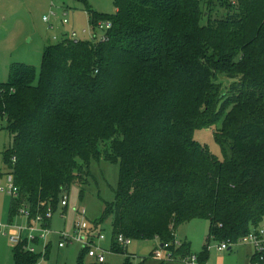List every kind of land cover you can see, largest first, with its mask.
Returning a JSON list of instances; mask_svg holds the SVG:
<instances>
[{"label":"trees","instance_id":"1","mask_svg":"<svg viewBox=\"0 0 264 264\" xmlns=\"http://www.w3.org/2000/svg\"><path fill=\"white\" fill-rule=\"evenodd\" d=\"M113 4L112 14L87 10L91 27L111 20L106 41L64 37L43 47L38 71L13 65L0 82V129L11 136L2 161L19 188L8 220L23 203L32 216L54 211L103 155L118 164V181L90 224L112 215L110 251L125 255L122 264L134 254L118 235L157 238L184 260L188 244L175 247L174 230L196 218L209 222L203 263L210 240L236 243L264 222V0ZM203 127L229 157L193 137ZM12 256L35 264L42 255L16 245Z\"/></svg>","mask_w":264,"mask_h":264},{"label":"rangeland","instance_id":"2","mask_svg":"<svg viewBox=\"0 0 264 264\" xmlns=\"http://www.w3.org/2000/svg\"><path fill=\"white\" fill-rule=\"evenodd\" d=\"M88 9L99 13L112 14L115 12L113 0H0V82L9 78V71L13 65L26 64L36 71L40 69L42 51L45 45L58 43L63 36L75 31L79 39H90L83 34V29L91 27V18ZM53 11L49 23L42 18ZM66 12L68 23L62 25L61 18ZM220 123L217 125L219 126ZM193 137L201 144L206 145L218 159L230 156L228 148L222 147L215 141L213 128H197ZM11 136L5 129H0V172H4L2 152L9 146ZM99 148L104 154V144ZM6 169V167H5ZM90 177H84V184L75 181L67 192L68 204L56 206L49 221L51 234L48 236L49 250L46 258L37 261L38 264H77V258L83 251L80 244L73 242L59 248L58 232L65 231L72 234V230L80 213L90 223H95L101 216L104 203L114 198V189L118 181V164L107 160L103 155L99 161L92 160L89 165ZM87 182V183H86ZM83 188V197L79 198V190ZM10 195L0 192V222L8 219ZM112 215H108L98 224L96 232H100L102 239H95L96 245L104 250L111 248ZM209 222L206 219L196 218L176 226L174 241L188 244L190 255H198L207 242ZM218 242L210 240L206 264H253L248 255L253 249L248 244L240 242L230 244V250H218ZM121 246V245H119ZM124 248L125 254H134L131 261L139 264H190L181 257L165 259L164 250L159 248L157 238L133 239ZM159 248V258L154 257L153 249ZM185 249L182 247L178 251ZM179 253V252H178ZM105 262L108 264H122L125 255L121 253H105ZM181 255V254H179ZM12 245L8 238L0 234V264H13ZM183 257V256H182ZM174 259V260H173ZM94 260V259H93ZM85 256V264L94 262Z\"/></svg>","mask_w":264,"mask_h":264},{"label":"built area","instance_id":"3","mask_svg":"<svg viewBox=\"0 0 264 264\" xmlns=\"http://www.w3.org/2000/svg\"><path fill=\"white\" fill-rule=\"evenodd\" d=\"M231 5H236L237 0H227ZM55 15L53 11L43 17V21L48 22L50 17ZM61 23H68L66 12L63 13L61 18ZM112 27V22L110 19H102L96 21L94 27L88 29H83L82 33L87 34L92 41H106L109 36V30ZM64 37H69L71 39L77 40L79 37L75 31H71L64 35ZM18 186L14 183L13 174L5 170L0 175V192L10 195L11 198H16L18 195ZM68 202L67 195H63L60 199V205L65 206ZM53 210L48 207L44 214H36L32 216L30 213L29 206L25 203L18 207L17 212L12 220H7L6 222H0V234L8 238L12 247L16 245H22L24 250L29 253L41 254L43 257L45 254V248L48 244V236L51 234L50 228L47 225V221L51 218ZM91 226L87 221V218L80 213L77 219L72 234L60 231L58 232L60 241L58 243L59 248L64 247L68 243L76 242L87 250V256L98 262L105 261V253L110 252V250H104L102 247L96 245L92 235ZM97 239H102L103 236L98 232L96 234ZM116 241L119 245L126 247L131 243V240L124 238L122 235L116 237ZM238 242L242 244H248L253 249V257H257L258 261L264 260V222L251 228L247 234H245ZM230 242L222 241L218 243L215 247L218 250H227L230 247ZM175 247L180 246V243L174 241ZM169 243H162L159 246L162 251L165 252V259H171L172 252L168 249ZM159 248H154V257L159 258L160 250ZM209 248V246H208ZM135 256V255H134ZM184 261L190 264H206V262H199L197 255H190L184 259ZM258 263V262H256ZM255 263V264H256ZM38 264V263H35Z\"/></svg>","mask_w":264,"mask_h":264},{"label":"crops","instance_id":"4","mask_svg":"<svg viewBox=\"0 0 264 264\" xmlns=\"http://www.w3.org/2000/svg\"><path fill=\"white\" fill-rule=\"evenodd\" d=\"M63 13H64V12H63ZM62 15H63V14H62ZM66 15H67V14H66ZM42 20H43V18H42ZM49 21H50V19H49ZM49 21H48V22L45 21V22H46V23H49ZM60 22H61V21H60ZM61 24H62V23H61ZM66 24H67V23H66ZM62 25H64V24H62ZM63 38H64V36H63ZM42 49H43V48H42ZM3 169H4V171L6 170L5 167H3ZM9 204H10V203H9ZM8 209H9V207H8ZM8 211H9V210H8ZM7 215H8V212H7ZM7 220H8V219H7ZM7 220H6V221H7ZM6 221H4V222H6ZM89 225L91 226L90 222H89ZM48 226H49V225H48ZM96 229H97V228H93V229L91 228V229H90V231H91V235H92L94 241H95V239L97 238V237H96V234L98 233V232H96ZM72 243H73V242H72ZM161 244H162V243L159 242V246H161ZM230 249H231V248L229 247L227 250H230ZM109 250H110V249H109ZM153 250H154V249H153ZM208 251H209V250H208ZM225 251H226V250H225ZM111 252H112V251H111ZM208 253H209V252H208ZM248 256H249V258H250V259H249L250 262H252L253 253H252V254L250 253V255H248ZM207 258H208V257H207ZM12 259H13V257H12ZM92 260H93V259H92Z\"/></svg>","mask_w":264,"mask_h":264}]
</instances>
